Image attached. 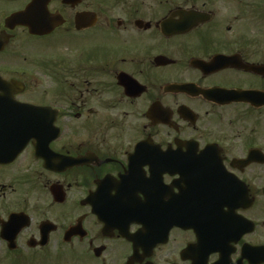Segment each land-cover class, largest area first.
<instances>
[{
	"label": "flooded vegetation",
	"instance_id": "flooded-vegetation-1",
	"mask_svg": "<svg viewBox=\"0 0 264 264\" xmlns=\"http://www.w3.org/2000/svg\"><path fill=\"white\" fill-rule=\"evenodd\" d=\"M0 78V264H264V0H0Z\"/></svg>",
	"mask_w": 264,
	"mask_h": 264
},
{
	"label": "water",
	"instance_id": "water-1",
	"mask_svg": "<svg viewBox=\"0 0 264 264\" xmlns=\"http://www.w3.org/2000/svg\"><path fill=\"white\" fill-rule=\"evenodd\" d=\"M19 19H20V16L16 15V16H13L12 18H10L9 22L17 24L19 22ZM15 85H18V83H16V82H5L0 78V87L15 86ZM6 94H12V92H9V91L0 92V97L4 96ZM1 100L2 99L0 98V102H1ZM0 154H2V150H0Z\"/></svg>",
	"mask_w": 264,
	"mask_h": 264
}]
</instances>
